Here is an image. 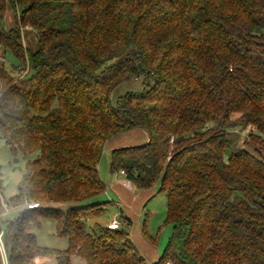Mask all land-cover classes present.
Segmentation results:
<instances>
[{"label": "trees", "instance_id": "1", "mask_svg": "<svg viewBox=\"0 0 264 264\" xmlns=\"http://www.w3.org/2000/svg\"><path fill=\"white\" fill-rule=\"evenodd\" d=\"M0 47L23 62L0 64V139L27 159L0 264H264V0H0ZM136 129L148 143L113 150L110 170L166 195L172 234L154 263L122 226L83 222L110 204L102 150ZM42 218L67 249L38 244Z\"/></svg>", "mask_w": 264, "mask_h": 264}, {"label": "rangeland", "instance_id": "2", "mask_svg": "<svg viewBox=\"0 0 264 264\" xmlns=\"http://www.w3.org/2000/svg\"><path fill=\"white\" fill-rule=\"evenodd\" d=\"M7 1L9 3L10 0ZM20 11L21 10L18 8L17 13H20ZM15 18V11L8 6L4 22L7 29L14 26ZM24 35L28 42H35V35L33 32L26 29ZM119 58L120 56L114 58L108 64L116 62ZM6 65L9 70H14V67H22L23 62L8 51L6 54ZM142 89V79L125 82L114 90L111 96V102L115 105L119 97L129 92H141ZM243 134H246V132ZM235 139H237L238 142L240 141L238 137H235ZM26 162L27 159L23 156H19L17 160H15L11 155L10 148L0 139V195L5 206V201H8L17 194L18 184L25 171ZM107 174L110 175L108 170ZM105 177L106 176H104L105 184L108 187L109 183ZM110 177L114 178V174H111ZM132 192L136 195L135 201L130 205L129 211L123 207V214H121L120 209L115 205V203H119V198H115V196H113V191L107 189L106 192L97 199L99 202H110L109 205H106L105 211L99 216L85 219L83 222L87 231L93 232L98 227L108 226L114 217L119 215L118 219L123 223L122 227L129 233L132 241L135 242L139 253L148 263H152L153 260H156L158 256L163 254L172 234L173 227L166 223L167 198L164 193L160 192L159 183L151 189L141 190L134 188ZM20 212L21 207L11 208L3 219L14 220L20 215ZM128 219L131 221V224H128ZM33 232L40 246L57 250H65L68 248V240L57 235V223L52 218H42L40 220V225L34 226ZM1 250L4 254L3 247ZM45 260L47 261H40L38 259L32 264H56L55 257H49ZM75 261L79 262L80 260L76 259Z\"/></svg>", "mask_w": 264, "mask_h": 264}, {"label": "crops", "instance_id": "3", "mask_svg": "<svg viewBox=\"0 0 264 264\" xmlns=\"http://www.w3.org/2000/svg\"><path fill=\"white\" fill-rule=\"evenodd\" d=\"M148 141H149L148 134L144 130L136 129V130H133V131H130L127 133H122V134L114 136L113 138L108 140V142L106 143V146L102 150V158H101L100 163L98 164V171H99L100 177L103 180V182L105 183L104 176H106L105 178H106L107 182L109 183L108 187L106 185V190L107 189L112 190L113 196H115V198H117V199L119 198V200H118L119 203L118 204L115 203V205L120 209L121 214H123V212H122L123 207L125 209H127V211L130 210V207H131L130 205L135 201L136 195H134L132 192V191H134V188H133V190H129L124 186V179L125 178L123 175H121L120 172H111V170H110V154L115 149L132 147V146H141V145L147 144ZM107 170L109 171L110 175L114 174V178L110 177V175L107 174ZM118 218H119V215L114 217V219H117L119 221ZM121 226H123L122 222H121ZM159 258H160V256H158L156 260H153L152 263L157 261ZM45 259H47V258H42L39 260L40 261H47Z\"/></svg>", "mask_w": 264, "mask_h": 264}, {"label": "built area", "instance_id": "4", "mask_svg": "<svg viewBox=\"0 0 264 264\" xmlns=\"http://www.w3.org/2000/svg\"><path fill=\"white\" fill-rule=\"evenodd\" d=\"M0 64H6V53L2 47H0ZM25 73H27V71ZM120 173L125 178L124 179V186L129 190H133L134 185L130 180H128L126 172L124 170H121ZM3 206H4V212L0 214V219L4 214L9 213L8 208L4 204H3ZM26 206L28 209H37V208H40L41 205L39 203L34 202V203H28V204H26ZM120 226H121L120 221H118L117 219H114L110 224H108L107 227L110 230H117L120 228ZM2 247L4 249V246H3V228L1 226V228H0V248H2ZM5 264H7L6 260H5ZM166 264H173V263L167 262Z\"/></svg>", "mask_w": 264, "mask_h": 264}]
</instances>
